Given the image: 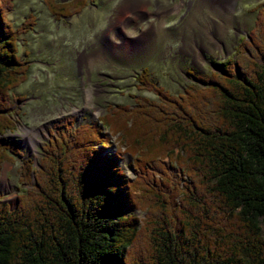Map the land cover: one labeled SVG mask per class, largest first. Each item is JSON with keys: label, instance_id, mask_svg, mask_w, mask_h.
<instances>
[{"label": "trees", "instance_id": "1", "mask_svg": "<svg viewBox=\"0 0 264 264\" xmlns=\"http://www.w3.org/2000/svg\"><path fill=\"white\" fill-rule=\"evenodd\" d=\"M44 2L58 20L86 4ZM12 6L0 0V138L14 129L12 90L28 71L17 41L32 19L14 28ZM255 10L236 58L187 70L179 94L143 67L155 99L54 124L38 165L23 160L16 205L0 199V264H264V3ZM111 136L121 149L106 153ZM19 150L0 139V169ZM126 152L132 178L117 163Z\"/></svg>", "mask_w": 264, "mask_h": 264}, {"label": "rangeland", "instance_id": "2", "mask_svg": "<svg viewBox=\"0 0 264 264\" xmlns=\"http://www.w3.org/2000/svg\"><path fill=\"white\" fill-rule=\"evenodd\" d=\"M262 3L86 0L79 13L58 20L44 0H13L8 17L14 28L27 17L32 25L17 41L28 71L25 81L12 90L18 98L12 105L14 129L0 138L20 149V155L1 164V202L11 208L16 205L19 189L27 187L21 180L23 160L38 165L54 124L71 118L79 125L104 115L108 107H134L140 97L155 99L138 78L143 67L150 80L179 94L193 81L187 70L207 74L214 69L213 62L236 58L234 48L242 46L256 6ZM111 142L106 153L121 149L115 136ZM131 162L127 152L117 161L129 178L136 176ZM162 162L173 180L182 181L170 159ZM260 227L264 234V218Z\"/></svg>", "mask_w": 264, "mask_h": 264}, {"label": "bare ground", "instance_id": "3", "mask_svg": "<svg viewBox=\"0 0 264 264\" xmlns=\"http://www.w3.org/2000/svg\"><path fill=\"white\" fill-rule=\"evenodd\" d=\"M125 1H126V0H125ZM227 2H228V1H227ZM127 4H128V3H125V4H124V7H125ZM128 6H129V5H128ZM119 8H120V12H121V10H122L123 8H122V7H119ZM119 8H118V9H119ZM143 12H144V11H143ZM121 13H122V12H121ZM122 14H123V13H122ZM113 24H114V23H113ZM115 25H116V24H115ZM84 57H85V56H84ZM87 100H88V99H87ZM33 181H34V179H33Z\"/></svg>", "mask_w": 264, "mask_h": 264}]
</instances>
